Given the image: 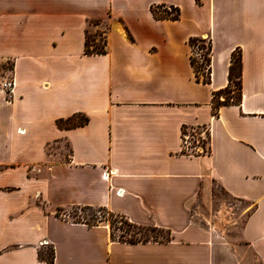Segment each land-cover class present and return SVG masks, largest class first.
<instances>
[{
	"label": "crops",
	"instance_id": "obj_1",
	"mask_svg": "<svg viewBox=\"0 0 264 264\" xmlns=\"http://www.w3.org/2000/svg\"><path fill=\"white\" fill-rule=\"evenodd\" d=\"M169 5L178 18L151 11ZM93 20L103 53L84 51ZM197 35L211 43L205 82ZM234 49L240 103L213 115ZM0 60L14 82L10 98L0 87V264H213V235L190 217L207 174L253 205L242 234L264 242V0H0ZM73 113L87 121L57 125ZM188 127H206L209 152L186 150ZM70 206L170 238L120 241L104 220L58 212Z\"/></svg>",
	"mask_w": 264,
	"mask_h": 264
},
{
	"label": "rangeland",
	"instance_id": "obj_2",
	"mask_svg": "<svg viewBox=\"0 0 264 264\" xmlns=\"http://www.w3.org/2000/svg\"><path fill=\"white\" fill-rule=\"evenodd\" d=\"M96 24H91L88 27V33L90 36L95 34L96 42L101 44L104 39L106 41V34ZM196 37L202 39L196 43H202L205 47L208 45L207 35H197ZM192 50L198 61L201 62L205 48H199L194 44ZM198 52L202 56L201 60L197 56ZM1 64L8 66L9 62L0 60V79L9 77L10 72L6 68H2ZM206 66L208 67L207 64H205ZM204 68L199 73L200 79L209 77L210 71L208 72V69L205 71ZM227 94L231 96V101H235L238 89L232 87V90ZM208 137L206 127L183 129L184 147L194 153H204L207 150ZM65 149V153H67V147ZM207 177L208 186L206 190L198 192L190 210V217L213 235V264H264V242L259 239L250 242L242 234L244 222L253 209V205L227 194L214 177L208 176V174ZM58 212L72 220H84L89 223L104 220L108 223L110 232L115 238L118 236L127 238L131 235L132 230L136 231L126 223L127 219L124 216L110 214L105 208L70 206L58 209ZM159 232L166 235L164 231Z\"/></svg>",
	"mask_w": 264,
	"mask_h": 264
},
{
	"label": "trees",
	"instance_id": "obj_3",
	"mask_svg": "<svg viewBox=\"0 0 264 264\" xmlns=\"http://www.w3.org/2000/svg\"><path fill=\"white\" fill-rule=\"evenodd\" d=\"M151 11L156 17H170V18H178L179 16V9L176 6L169 5V9H157L156 6H151ZM98 23L97 20L90 21V24H96ZM95 34H92L91 36L88 33V30H86V36H85V44H84V51L86 53H103L105 52V45L106 41L105 39L101 44L96 42L95 40ZM196 41H202V39H199L196 36H191L188 39V42L191 47V53H190V61L194 68V73L196 76V79L199 80V73L203 70L205 67V64L208 65V72L210 71V50H211V43L210 39L207 40L208 45L205 47L202 43H196ZM197 45L199 48H205L204 53H202L203 59L201 62L198 61L197 57L195 56L192 46ZM9 62L8 66H4V64H1L2 68H6L9 72L12 70V62ZM241 56L239 49H234L231 52L230 55V64L228 69V83L225 87L220 88L213 92L212 96V114L217 115L218 114V108L221 105H230V104H239L241 99V82H240V73H241ZM202 81H208L209 77L201 78ZM232 87H236L238 89V96L235 101H231V96L227 93L232 90ZM222 96V98H221ZM87 121V117L82 113H73L72 115L65 117V118H58L56 120L57 125L60 127H73L76 125L84 124ZM183 133V129H182ZM209 146L207 147V150L204 152H209ZM204 151V150H203ZM102 208V207H99ZM108 211V210H107ZM110 214H114L111 211H108ZM122 216V215H121ZM78 221V220H77ZM88 224H94L96 222H87ZM126 223L135 228L136 231L132 230V233L129 237L123 238L121 236H118L116 239L120 241H128V242H137V241H165L170 238V232L168 229H164L162 227L157 226H150V225H140L135 224L132 222H129L126 220ZM159 231L166 232V235L161 234ZM111 233V232H110ZM111 236L115 238L112 233ZM40 258H46L48 262H51L53 259V248L48 247L45 252L42 254L41 252L38 253Z\"/></svg>",
	"mask_w": 264,
	"mask_h": 264
},
{
	"label": "built area",
	"instance_id": "obj_4",
	"mask_svg": "<svg viewBox=\"0 0 264 264\" xmlns=\"http://www.w3.org/2000/svg\"><path fill=\"white\" fill-rule=\"evenodd\" d=\"M197 56L200 60L202 59V56L200 55L199 52H198ZM207 69H208V67L206 66L204 68V70L207 71ZM201 77H202V75H201ZM13 86H14V82H13L12 76L3 77L2 79H0V87H2V89L4 90L7 98L11 97Z\"/></svg>",
	"mask_w": 264,
	"mask_h": 264
}]
</instances>
